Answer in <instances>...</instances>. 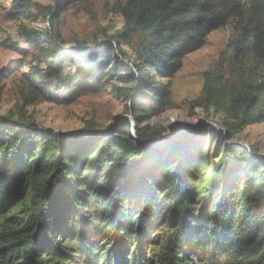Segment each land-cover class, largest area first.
<instances>
[{
  "label": "trees",
  "instance_id": "obj_1",
  "mask_svg": "<svg viewBox=\"0 0 264 264\" xmlns=\"http://www.w3.org/2000/svg\"><path fill=\"white\" fill-rule=\"evenodd\" d=\"M67 1L56 0L57 8ZM121 14L117 43L129 45L131 33L140 34L134 60L141 78L131 74L120 81L124 88L115 86L136 127L124 119L92 135L60 134L0 116V264H145L147 248L161 242L159 228L166 234L157 264H264V157L238 142L224 144L196 209L199 151L182 140L149 148L160 134L141 127L168 103L167 88L143 69L172 78L183 58L231 20L240 27L235 52L264 67V0H127ZM30 38L49 53L39 85L48 102L70 105L117 76L112 42L69 55L48 31L31 30ZM66 65L77 72L66 76ZM20 69L12 63L0 81ZM255 103L254 96L236 98L224 107L226 118L238 129L264 122V104L249 116ZM219 134L231 139V126Z\"/></svg>",
  "mask_w": 264,
  "mask_h": 264
},
{
  "label": "rangeland",
  "instance_id": "obj_2",
  "mask_svg": "<svg viewBox=\"0 0 264 264\" xmlns=\"http://www.w3.org/2000/svg\"><path fill=\"white\" fill-rule=\"evenodd\" d=\"M126 1L68 0L59 10L56 0H0V73L12 63L21 66L9 79L0 81V116L23 119L60 134L81 131L92 135L93 129L110 130L124 119L136 127L124 92L115 88H124L120 81L125 82L131 74L141 78L134 60L140 34L131 33L129 45L117 43V38L124 34L121 8ZM31 30L58 36L61 48L69 55L73 49L95 48L97 44L112 42L116 51L113 55L116 78L113 81L105 78L101 92L81 95L70 105L46 101L39 93V85L42 73L48 70L49 53L46 45L42 49L32 47ZM239 40L240 27L231 20L227 26L210 33L200 50L183 58L181 69L172 78H159L152 68L143 69L155 86L167 88L168 103L165 111L146 119L141 127L150 134H160L152 142H166L160 150L182 140L199 151L193 201L196 209L211 186L224 144L238 142L264 157V122L238 129L235 121L226 118L224 110L238 97L254 96L255 106L249 108V116L253 117L264 104V67L251 55L235 52L232 44ZM124 65L130 70L122 71ZM76 72L73 66L64 68L66 76ZM204 124L212 125L214 131L206 133ZM230 126L231 139L227 134H219ZM132 135L138 139L135 129ZM165 234L164 229H157L155 238L158 236L161 242L147 248L145 264H157Z\"/></svg>",
  "mask_w": 264,
  "mask_h": 264
},
{
  "label": "water",
  "instance_id": "obj_3",
  "mask_svg": "<svg viewBox=\"0 0 264 264\" xmlns=\"http://www.w3.org/2000/svg\"><path fill=\"white\" fill-rule=\"evenodd\" d=\"M128 63V62H126ZM135 127V126H134ZM167 143L166 142H158V143H151L149 145H147V147L149 148H153V149H161L163 148V146H165Z\"/></svg>",
  "mask_w": 264,
  "mask_h": 264
},
{
  "label": "bare ground",
  "instance_id": "obj_4",
  "mask_svg": "<svg viewBox=\"0 0 264 264\" xmlns=\"http://www.w3.org/2000/svg\"><path fill=\"white\" fill-rule=\"evenodd\" d=\"M129 70H130V68L128 66H126V65H124L123 68H122V71H124V72L125 71H129Z\"/></svg>",
  "mask_w": 264,
  "mask_h": 264
}]
</instances>
